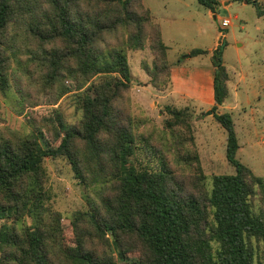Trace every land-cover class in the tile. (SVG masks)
<instances>
[{"label": "trees", "instance_id": "1", "mask_svg": "<svg viewBox=\"0 0 264 264\" xmlns=\"http://www.w3.org/2000/svg\"><path fill=\"white\" fill-rule=\"evenodd\" d=\"M199 3L214 14L221 5ZM148 45L153 63L143 69L165 90L168 47L142 0H0V94L22 113L68 94L66 77L83 89L82 118L69 126L55 111L44 121L49 140L0 127V221H12L0 231V264H116V252L138 254L135 264H264V210L254 205L264 202V178L237 158L232 115L215 114L229 97L221 49L213 113L236 173L213 176L209 188L185 109L166 106L164 130L134 117L125 53ZM143 151L158 165L145 163ZM47 158L65 159L88 189L71 237L46 189Z\"/></svg>", "mask_w": 264, "mask_h": 264}, {"label": "rangeland", "instance_id": "2", "mask_svg": "<svg viewBox=\"0 0 264 264\" xmlns=\"http://www.w3.org/2000/svg\"><path fill=\"white\" fill-rule=\"evenodd\" d=\"M220 1L222 3L215 18L199 0H142L156 17L168 47L172 74L165 90L154 88L143 69L144 63H153L149 45L145 50H127L125 53L131 69L130 95L136 121L140 123L145 118L164 130L169 117L165 107L185 109L193 126L195 148L208 177L209 188L212 187L213 176L234 175L236 168L227 159V132L214 116L215 104H203L200 94H193L189 90L191 86L183 80L190 81V75L196 73L207 75L210 67L215 72V52L218 49H221L230 79L229 97L215 114L232 115L240 144L237 158L257 176L264 178V16L258 15L257 8L259 6L264 11V0ZM225 19L231 21L228 28L222 27ZM196 49L207 53L190 57ZM209 50L214 51L210 54ZM183 71L185 74H182ZM63 82L69 88L68 94L60 100L54 95L44 96L40 106L27 108L22 113L20 108L16 110L13 98L5 99L0 94V127H9L21 134L33 131L49 140L44 121L53 118L55 111L62 115L67 125L77 124L82 118L77 96L83 89L71 78L66 77ZM172 92L175 94L172 95ZM209 111H212L211 115H208ZM141 126L138 125L139 133ZM141 158L145 163L150 161L152 166L158 165L145 151ZM130 162L135 163L134 154ZM43 167L47 173L46 189L51 203L63 216L65 235L71 237L74 213L88 209V189L75 179L65 159L47 158ZM254 205L258 212L264 210V202L259 198L254 200ZM10 223V219L0 221V231ZM114 257L116 264H135L138 254L116 252Z\"/></svg>", "mask_w": 264, "mask_h": 264}, {"label": "crops", "instance_id": "3", "mask_svg": "<svg viewBox=\"0 0 264 264\" xmlns=\"http://www.w3.org/2000/svg\"><path fill=\"white\" fill-rule=\"evenodd\" d=\"M220 3H222V1H220ZM209 12H210L211 16L215 17L214 13H212L211 11H209ZM153 17H154L155 21L157 22L156 17L154 15H153ZM214 50H209L210 54H212V52ZM213 71L214 70L210 67V70L207 71V75H206V73H205V75H201L200 73L199 74L196 73L195 75H193V74L190 75V81L183 80V82H185V84L187 86L188 85L191 86V88L189 90L193 94H195V95L200 94L199 99L201 100V102L203 104L204 103L209 104V105L215 104V99H214V74H215V72H213ZM182 74H185V72L183 71ZM176 92L179 93L178 91H176ZM174 94L175 93L172 92V95H174Z\"/></svg>", "mask_w": 264, "mask_h": 264}, {"label": "built area", "instance_id": "4", "mask_svg": "<svg viewBox=\"0 0 264 264\" xmlns=\"http://www.w3.org/2000/svg\"><path fill=\"white\" fill-rule=\"evenodd\" d=\"M231 25V21L229 19H225L222 22V27L223 28H228ZM222 36H224V34H222Z\"/></svg>", "mask_w": 264, "mask_h": 264}, {"label": "water", "instance_id": "5", "mask_svg": "<svg viewBox=\"0 0 264 264\" xmlns=\"http://www.w3.org/2000/svg\"><path fill=\"white\" fill-rule=\"evenodd\" d=\"M212 114V111H209L208 115H211Z\"/></svg>", "mask_w": 264, "mask_h": 264}]
</instances>
